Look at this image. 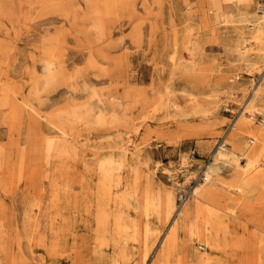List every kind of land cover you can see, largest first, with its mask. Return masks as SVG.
I'll list each match as a JSON object with an SVG mask.
<instances>
[{
	"label": "rangeland",
	"instance_id": "rangeland-1",
	"mask_svg": "<svg viewBox=\"0 0 264 264\" xmlns=\"http://www.w3.org/2000/svg\"><path fill=\"white\" fill-rule=\"evenodd\" d=\"M248 7L244 22L238 0H0V264H202L203 240L183 233L168 246L159 240L162 222L137 210L124 216L113 247L96 244L76 226L78 188L68 185L82 177L83 159L101 151L120 161L119 189L138 195L139 204L144 193L171 192L174 211L191 201L203 165L221 169L211 156L228 152L232 139L223 134L245 137L246 126L260 121L254 94L263 84L264 41L245 35L264 0ZM111 89L124 98L143 91L157 128L135 134V120L134 132L124 124L89 129L95 101H112ZM113 101L124 112V102ZM139 110L124 112L126 121ZM181 118L220 135L208 146L180 136L171 126ZM53 119L71 125L68 138L52 129ZM253 139L242 144L264 158V140ZM67 146L71 160L63 156ZM262 188L247 186L244 200L254 207L247 217L264 229ZM256 238L254 264H264V233ZM227 242L216 252L222 264H231Z\"/></svg>",
	"mask_w": 264,
	"mask_h": 264
},
{
	"label": "bare ground",
	"instance_id": "bare-ground-1",
	"mask_svg": "<svg viewBox=\"0 0 264 264\" xmlns=\"http://www.w3.org/2000/svg\"><path fill=\"white\" fill-rule=\"evenodd\" d=\"M249 1L238 0L243 6L241 18L244 22L246 16L249 15ZM255 15V24L248 26L252 31L245 35V38L247 37V39L258 43L264 41V7L262 8V14ZM259 79L263 81V84L261 83L262 85L260 84L261 86L256 88L254 99H256L255 113L260 116V121L257 123L254 120L253 124L246 126V136H252L257 141L259 139L264 140V77ZM223 82L225 83L224 77L219 86L223 85ZM110 92L112 101L105 103L101 100L97 103L95 101L94 107L98 111V115L94 122L88 125L89 129L99 131L109 128L110 131L115 126L124 124V127L128 126L132 130L135 120H141V129L137 130L135 134L142 135L152 128H157L147 115L149 110L143 91L132 89L126 98L117 95L114 89H111ZM113 100L124 102L125 114L127 110L139 106V114L126 121L124 112H119L116 109L118 103ZM258 102L263 103L258 104ZM50 124L53 130L59 131L61 137L68 138L71 135L72 127L65 120L53 119ZM171 127L174 128L173 132L178 133L180 136H189L204 145L208 143L206 139L220 135L218 131L210 132L206 128V124L196 126L192 120H183L182 118ZM246 136L242 137L230 134V132L223 134V140L228 139V137L232 139L228 152L217 148L211 156V163L219 165L221 169L213 170L208 163H205L199 185L196 186L198 184L196 183V187L194 186L190 193L191 201L187 203L188 199L185 200V203L175 211L173 210L174 204L171 192L157 193L153 196L144 193L139 204L138 195L126 193L123 189L120 190L121 182L118 177V171L121 168L120 161L115 159L113 153L96 152L92 157L83 159L82 177L76 181L71 180V183L68 182V186L78 188V192L74 196L75 209L79 212V221L76 226L89 231L96 244L103 247H113L116 242L115 239L125 226L124 216L130 213L131 210H137L143 217L155 216L160 225L162 222L164 230L159 240L160 242L166 241L168 246H174L183 236V233H187L189 240H203L206 243L207 250L204 254L198 256V260L202 264H222L221 257L216 252L225 239H227L231 251L228 253L231 256V264H242L245 261L248 264H254L258 259L256 234L257 231L264 233V229L247 217L246 210L251 211L254 207L244 200V196L248 192L246 188L249 185L254 187L255 185H261L264 188V158L259 157V152L256 151L255 146L250 150L247 148L248 146L242 144V138H246ZM63 156L64 159L69 157L71 160L75 155H72L70 148L67 146L66 150L63 149ZM183 159L181 162L184 164L186 158L183 156ZM241 160L244 161L243 165H240L239 161ZM93 180L94 183L92 184ZM239 185L242 186L243 191L239 189ZM213 186L215 188H212ZM216 188H221L223 193L217 194L215 192ZM261 190L258 194L259 201L264 200V194ZM78 193L81 194L80 198L77 196ZM92 197L95 199V204L90 206L89 201ZM78 199L83 202V205H80L79 208L77 207ZM219 200H224V202L220 203ZM261 203L258 202L257 204ZM70 229L71 224L65 223L63 229L65 236L69 235ZM162 229L161 226L155 230L156 236ZM51 244V249L55 250L56 241ZM55 254V251L49 253L52 256Z\"/></svg>",
	"mask_w": 264,
	"mask_h": 264
},
{
	"label": "crops",
	"instance_id": "crops-1",
	"mask_svg": "<svg viewBox=\"0 0 264 264\" xmlns=\"http://www.w3.org/2000/svg\"><path fill=\"white\" fill-rule=\"evenodd\" d=\"M206 141H207V140H206ZM209 144H210V143L208 142V143H206L205 145H207V146H208ZM200 246H202V245H200ZM205 246H206V245H205Z\"/></svg>",
	"mask_w": 264,
	"mask_h": 264
},
{
	"label": "built area",
	"instance_id": "built-area-1",
	"mask_svg": "<svg viewBox=\"0 0 264 264\" xmlns=\"http://www.w3.org/2000/svg\"><path fill=\"white\" fill-rule=\"evenodd\" d=\"M200 248L202 249V246H200Z\"/></svg>",
	"mask_w": 264,
	"mask_h": 264
}]
</instances>
